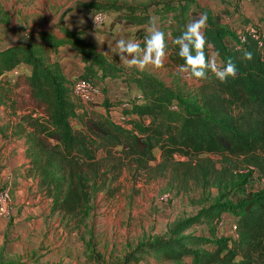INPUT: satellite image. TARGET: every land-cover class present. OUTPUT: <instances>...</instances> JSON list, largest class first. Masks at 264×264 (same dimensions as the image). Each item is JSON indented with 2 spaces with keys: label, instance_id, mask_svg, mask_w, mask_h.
Here are the masks:
<instances>
[{
  "label": "trees",
  "instance_id": "trees-1",
  "mask_svg": "<svg viewBox=\"0 0 264 264\" xmlns=\"http://www.w3.org/2000/svg\"><path fill=\"white\" fill-rule=\"evenodd\" d=\"M87 7L101 9L93 3ZM118 12V23L112 24L132 26L136 38L148 34L150 17L158 15L159 29L170 32V39L165 40V51L169 62L175 66L184 61L178 56L179 47L173 41L189 23L206 14L205 37L213 46L209 48L206 44V56L218 52L217 64L221 67L230 59L237 67V75L222 83L209 70L206 78H193L200 83L198 96L178 95L154 76L126 74L107 65L93 45L81 40L79 33L64 27H61V37L53 31H35L28 35L25 45H14L0 52V105L13 115L17 104L14 91L22 89L26 103L21 108H30L21 117L19 126L28 144L26 156L31 158L29 173L40 177V186L48 189L50 170L58 168L62 183L67 185L53 211L73 217L86 216L97 180L101 177L104 183L108 172L115 170L112 167L100 174L102 164L114 154L119 155L116 159L136 156L149 162L154 160L153 150L158 149L161 159L158 167L168 172L178 191H185L190 185L206 190L211 184L231 183L235 177L228 167L232 158L241 159L245 165L243 170L249 167L256 170L264 183V38L261 46L249 37L241 42L238 34L228 25L222 26L219 19L202 9L196 0H154L147 5L121 8ZM39 46L46 48L41 54L37 52ZM65 47L81 58L84 76L80 79L93 82L90 77L96 75L100 82L111 78L127 85L134 84L142 100L134 102L105 96L99 105L107 116L95 119L83 112L79 114L70 100L59 61H51L49 55L52 50L58 58ZM246 52L251 53V60L244 58ZM21 65L28 66L30 72L11 76ZM125 101L130 107L121 108ZM174 105L176 109L172 108ZM119 108L123 120L116 122L111 111ZM234 109L238 110L236 115ZM70 118L80 120L82 131L72 129ZM98 149L106 156L97 158ZM176 155L184 160L176 161ZM239 171L243 179L233 184L232 189L243 187L247 173H253L252 170ZM117 176L114 174L110 181ZM229 194L234 195L231 192L221 194L211 206L178 223L170 238L156 239L139 247L137 253H155L171 261L189 257L193 264H264V188L258 193H247L236 203L224 201ZM223 215L231 217L235 223L236 237L231 236L233 239L176 236L197 223L200 225L202 219L201 224L209 222L218 227ZM188 244L209 245L212 250H194L188 248ZM236 256L241 259L234 263Z\"/></svg>",
  "mask_w": 264,
  "mask_h": 264
},
{
  "label": "rangeland",
  "instance_id": "rangeland-1",
  "mask_svg": "<svg viewBox=\"0 0 264 264\" xmlns=\"http://www.w3.org/2000/svg\"><path fill=\"white\" fill-rule=\"evenodd\" d=\"M152 1L154 0H0V52L14 45L23 44L26 42V36L34 30L53 31L54 35L61 37V27L63 26L60 14L67 8H80L71 12V14H75L72 16L74 18L82 16L80 15L82 10H84L83 12L87 11V13H95L98 12L97 10H101L106 14L105 21L110 20V26L107 25V28H109L113 25L112 23H118L116 17L119 14L118 10L121 8L147 5ZM255 2L258 1L251 0L246 4L251 8ZM89 3L99 6L101 9H89L87 7ZM196 3L212 16L218 18L222 26L232 25L229 28L236 34L245 33L247 27L251 25H256L264 31L260 20L255 16L251 19L247 17L244 8L245 3L238 5L230 0H196ZM116 9L118 10L116 11ZM188 14L191 16L189 11ZM227 14L230 18H228L229 21L226 24L224 16ZM231 15H236L237 18ZM153 16L157 17L158 20L160 19L156 14H153ZM102 26L94 31L101 32ZM163 32L165 33V40H169V29ZM79 34L81 40L91 44L90 39H86L85 32ZM106 35L110 36L108 31H106ZM38 42L36 40L37 44ZM105 44L113 46L114 41L108 37ZM140 46L143 48L144 43H140ZM43 47L39 46L40 50L37 51L39 54L46 49ZM99 48L98 54L104 58L107 65L121 69L124 73H133L129 72V68L119 63L118 59L113 60L111 56L106 54L105 50ZM49 51L51 61L57 60L55 53L52 50ZM24 71L29 73L30 68L23 65L21 72ZM144 72L159 79L178 95H199L200 83L194 79L183 78L177 73V66L169 65L167 59H165L163 67L156 69L149 66L142 73ZM63 75L67 80L70 100L76 105L79 114L83 112L95 119L107 116V112L101 108V105L94 102H85L74 97L72 82L75 79L71 80L64 73ZM81 76H84L83 72L76 79ZM90 79L96 84L101 83L99 81L100 77L96 75L90 77ZM14 93L17 95L14 98L17 100L15 110H13L14 114L11 115L3 105H0L5 111H3L4 114L0 111V119L5 120L7 118L13 121V124H11V139L23 141L25 158L30 162L31 158L26 156L28 144L25 133L20 131L19 127L22 121L21 117L25 116L30 108L24 110L21 108V105L26 103V95L22 89H16ZM97 100L99 99L94 101ZM237 113L238 110L234 109L233 114L236 115ZM69 123L74 131H82L83 125L79 119L70 118ZM4 129L0 126V137L5 140L8 139L6 138L8 135L4 134L6 132ZM96 156L100 159L106 155L103 150L98 149ZM117 157L119 155L114 154L112 159L109 158L102 164L101 175L112 167L115 170L111 169L108 172L104 183L100 180L101 177L97 180L86 208L87 215L84 217H73L53 211L55 203L63 197L67 186L62 183L63 177L58 168L50 170L51 181L49 182H51V185L48 189L40 186V177H34L29 173L30 176L34 177L36 187L30 191L31 194L24 195L23 198L19 197L16 201L12 199L13 214L10 218L4 219L7 220V226L3 229L4 234L1 239L3 244L0 245L1 256L4 258L2 264H23L20 260L25 259H30L32 264H40V258L43 255H36L38 254L37 251L50 253L63 247L69 251L70 264L72 261H74V264H193L189 257H183L177 261L165 260L155 253H137L139 252L138 248L150 244L156 239L166 240L170 238L178 223L196 216L200 209L211 206L221 194L233 193L234 195L229 194L224 201L232 200L236 203L239 199L244 198L247 193H258L264 188L260 174L255 172L247 173L248 178L243 187L231 188L233 184H237L243 179V177H239L237 172L245 169V165L241 162V159L237 158H232V163L228 164V167L235 174L231 183L220 186L211 184L206 190L190 185L187 190L178 191L168 172L158 167L161 161L158 149L153 150L154 160L149 162L137 159L136 156L122 157L123 159H116ZM212 158L218 160L216 156ZM175 160L181 161L184 159L176 155ZM217 167L220 168V165L217 164ZM116 173L118 176L112 179L111 182L110 178ZM6 184L8 182H3L0 178V188ZM221 189L222 193L219 194ZM36 196L40 198V202L50 201V203H47L50 204L48 207L47 204H43L44 209L40 215L42 219L39 220L37 215L30 212L23 221L15 223L14 216L20 217L22 208L32 207ZM14 202L17 203V211L15 212ZM228 218L231 221V217ZM202 222H204L203 219ZM201 223L185 229L176 236H191L207 240L233 239L231 237L233 234L229 228L225 227L220 230L209 222ZM13 245L17 246L18 252H21L20 255H10ZM187 247L199 251L212 250L209 245L191 246L188 244ZM31 248H34V250L30 251ZM72 253L75 254L74 258H72ZM34 257L37 258L34 259ZM9 258L10 261L7 262ZM12 258H16V261L13 262ZM240 259V256H236L234 263H237ZM57 264L61 263L57 262Z\"/></svg>",
  "mask_w": 264,
  "mask_h": 264
},
{
  "label": "crops",
  "instance_id": "crops-1",
  "mask_svg": "<svg viewBox=\"0 0 264 264\" xmlns=\"http://www.w3.org/2000/svg\"><path fill=\"white\" fill-rule=\"evenodd\" d=\"M251 0H249L247 3H249ZM258 2H255L252 7H248V5H244L245 8V14L250 19L254 16L261 21L262 26L264 27V0H257ZM80 9L74 7V9L67 8L64 10L61 14V21L62 26L73 32V33H80L85 32L86 33V39H90V43L96 48L97 52H99V47H101L103 50H105L106 54L108 56H111L113 60H117L119 63V55L116 54V41L120 39L121 37L125 39L132 40L133 34L135 29L130 25H121V24H115L112 27L107 28V25L110 26V20L108 22L105 21V25L102 26L101 32L94 31L95 29L91 28V23L93 20V16L96 13L88 12L82 10L80 12L82 16L79 17H72L75 14H71L73 10ZM232 17L237 18L236 15H231ZM226 23L229 21L228 18L230 16L227 14L224 16ZM248 18V19H249ZM229 27H232V25H229ZM241 28V27H240ZM235 30V29H234ZM39 31H48L45 29L39 30ZM106 31H108L110 36L106 35ZM35 32V30L33 31ZM32 33V32H31ZM108 37L113 39L114 44L113 46H109L105 44V41H107ZM28 38V35L26 36V39ZM22 44V43H21ZM19 45V44H17ZM25 45V42L23 43ZM61 65L63 73L69 78V79H76L77 76H79L83 72L84 65L81 62V58L69 47H65L61 54L56 58ZM166 59L168 61V64L171 63L168 60V56L166 54ZM122 64V63H121ZM118 66V65H117ZM132 68L129 70V72H133L130 74L135 75H142V74H148L146 72L142 73L141 71H138L137 69ZM127 73V72H126ZM103 94L101 97L97 98L99 100L95 101L94 103L101 104L105 96H108L110 98L116 99V100H129L133 99L134 97L141 95L139 89L134 84H125L119 79H111L106 78L103 80V82L100 83ZM0 111L3 113L4 109L3 107H0ZM5 112V111H4ZM4 114V113H3ZM11 124H13L12 120H8L5 118V120L0 119V126L5 128L6 131L4 134H7L6 138L3 139L0 137V178L3 182H8L12 185V191L11 196L12 199L15 201L20 198H23L24 195L31 194V190L36 187V181L34 177L29 175V162L25 158V146L22 140L18 139H11ZM35 201H33L32 207H25L22 208L21 213L22 215L20 217L15 218V223L19 221H23L25 217H27V214L32 212L33 215H37L39 220L42 218L40 217L42 210L44 209L43 204L50 203L49 200H45L40 202V198L38 196L35 197ZM15 204V211H17V203ZM50 204H47V207ZM7 226V220H1L0 221V245L2 243L3 238V229ZM12 231L13 227H12ZM28 233V232H27ZM13 237V236H12ZM20 250V249H19ZM34 250V248H31L30 251ZM1 251V250H0ZM38 252V254H36ZM35 254L38 256L43 255L42 258H40V264H57V262H60L61 264H70L69 260L71 259L69 251L66 250L64 247L59 248L56 250H53L52 252H39L37 251ZM20 255L21 252H18L17 246L13 245L12 249L10 251L11 256ZM2 252H0V264L4 261V258L1 256ZM74 253H72V258H74ZM37 257H34L36 259ZM10 261V258L7 260V262ZM12 261H16V258H12ZM23 264H32L30 259L20 260ZM71 264H74V261L71 262Z\"/></svg>",
  "mask_w": 264,
  "mask_h": 264
},
{
  "label": "clouds",
  "instance_id": "clouds-1",
  "mask_svg": "<svg viewBox=\"0 0 264 264\" xmlns=\"http://www.w3.org/2000/svg\"><path fill=\"white\" fill-rule=\"evenodd\" d=\"M207 20V15L201 14L173 41L179 47L178 56L184 61L177 66V73L185 79L201 80L206 78V72L210 70L223 83L229 77H236L237 67L230 59L222 67L218 66V52H212L206 56V44L209 48L213 47L205 37ZM157 21V17H150V28L144 38L143 48L139 43L123 37L116 41V54L126 68H136L143 72L149 66L156 69L163 67L166 59L165 33L159 29ZM244 58L251 60V53L246 52Z\"/></svg>",
  "mask_w": 264,
  "mask_h": 264
},
{
  "label": "built area",
  "instance_id": "built-area-1",
  "mask_svg": "<svg viewBox=\"0 0 264 264\" xmlns=\"http://www.w3.org/2000/svg\"><path fill=\"white\" fill-rule=\"evenodd\" d=\"M234 3L241 5L249 0H230ZM106 20V14L102 12H96L93 16V20L91 23V28L97 29L100 26L104 25ZM226 23V21H225ZM227 24V23H226ZM246 37H249L256 42H258V45L261 46V39L264 38V31H262L260 28H258L256 25H251L247 27L246 32L242 34H238V39L243 42ZM144 37L136 38L133 36V41L137 43H144ZM23 68V65L18 66L14 69V71L11 73V76H16L21 72ZM72 94L74 97L85 101V102H95L94 100L102 96V87L101 84H96L92 81L85 80V79H75L72 82ZM134 102H140L142 100L141 95H138L131 99ZM130 107V104L125 101L121 108H128ZM114 109L111 111V115L116 122H121L123 120L122 116L118 113L120 109ZM173 109H176V106L174 105L172 107ZM248 170H252V172L257 173L256 170L249 167L247 170H240V173H246ZM166 198V197H164ZM13 200L11 196V184H6L4 187L0 188V221L3 219H8L13 214ZM229 218L226 215H223L218 223V229L223 230L225 227L230 229V231L233 234V237H236V226L233 222L232 218L230 223H228Z\"/></svg>",
  "mask_w": 264,
  "mask_h": 264
}]
</instances>
